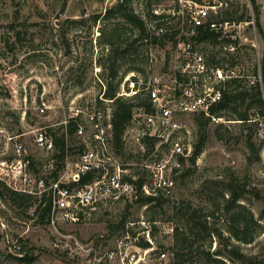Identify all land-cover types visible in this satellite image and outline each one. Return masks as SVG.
I'll use <instances>...</instances> for the list:
<instances>
[{"label": "rangeland", "instance_id": "rangeland-1", "mask_svg": "<svg viewBox=\"0 0 264 264\" xmlns=\"http://www.w3.org/2000/svg\"><path fill=\"white\" fill-rule=\"evenodd\" d=\"M119 1L0 0V158L8 156L6 149H13V142L6 144L8 133L26 132L18 139L39 161L43 155L35 146L33 127L51 123L61 127L71 108L81 104L85 107L86 102L89 109L110 107L111 103L100 99V93L103 84L111 81L112 63L117 70L112 77L116 90H131L132 80L135 89L141 88L155 77L167 86V91L173 86L174 69L168 66V60L174 42L164 36L147 41L146 33L141 35L119 14L102 18L106 8L117 6ZM141 1L132 0L128 6L141 13ZM163 2L149 0L148 7L173 5ZM232 2L243 4L244 0ZM258 3L264 29V0ZM113 27H125V33L139 38L130 53L114 62L109 58L111 46L107 41ZM249 35L253 39L254 33ZM261 41L264 43L259 31ZM219 52L217 45L210 47V58H217ZM256 58L251 46V75L257 72ZM261 63L264 80L263 51ZM250 100L248 97L238 105V110H246ZM42 103L46 111L40 115ZM249 113L251 119L247 121L231 109L218 111L222 118L219 121L201 113L175 115L173 120L181 123L177 132L185 142L194 147L201 137L205 136L206 141L194 160L183 161L170 194L153 192L156 185L151 165L156 156L152 153L159 140L141 139L132 130L123 134L118 146L112 137L110 154L115 163L121 164L123 179L134 180L133 189L99 195L96 208L79 223L58 220L52 224L47 216L42 219L41 211H36L40 197L13 198L6 184L0 182L5 193L0 195V264H172L173 223L179 222L182 208L188 204L203 207L205 212L215 210L216 233L211 251H222L212 259L189 256L193 264H264V116L256 106ZM129 125L131 129L133 124ZM59 127L56 136L62 133ZM71 144L68 156L58 159V169L48 173V179L57 176L65 158L71 162L79 159L82 140L73 135ZM109 170L112 174L118 172L111 165ZM140 177L145 180L141 189L136 184ZM232 192L240 196V209L247 217L250 211L258 222L252 224L255 239L250 243L237 240L226 230L223 208ZM147 194L160 196L159 203L144 202ZM232 245L234 250L230 251Z\"/></svg>", "mask_w": 264, "mask_h": 264}, {"label": "built area", "instance_id": "built-area-1", "mask_svg": "<svg viewBox=\"0 0 264 264\" xmlns=\"http://www.w3.org/2000/svg\"><path fill=\"white\" fill-rule=\"evenodd\" d=\"M166 1L173 2V5L151 6L155 17L148 19L145 16L147 0L140 2L139 10L150 35L172 38L174 42L175 48L168 60V66L174 69L171 75L173 86L167 91V86L155 77L135 89V81L132 80L131 90H118L116 96L129 98L139 91L147 94L152 110L147 111L144 106L134 107L129 123L133 126L130 129L128 125L124 134L134 130L141 139L159 140L152 153L156 156L151 165L156 185L153 192L162 190L170 194L175 186V174L193 152L192 144L185 142L177 132L181 123L173 120L175 115L201 113L219 121L221 116L212 114L211 108L221 101L225 83L232 78L246 86L259 83L264 94L261 72L264 43L259 42L256 15L250 0H246L250 17L243 20L227 19L225 16V12L232 7V0H164L163 4ZM209 32L212 36L204 37ZM249 32L254 33L253 39ZM214 45L220 52L217 58H210L209 49ZM251 46L257 57V72L253 75L249 71ZM103 86L100 99L110 105L112 99L105 96L108 85ZM39 111L40 115L45 113L44 103ZM112 116L111 106L89 109V102H86L85 107L81 104L71 108L69 116L61 122V127L58 126L65 135V156L71 150L73 135L82 140L83 149L77 161L65 158L59 173L51 179L47 175L56 171L59 163L54 132L60 124L32 128L35 146L43 155L39 161L27 151L25 142L18 139L26 132L6 134V144L13 142L14 145L12 152L6 149V158H0V182L22 194L50 197L49 222L52 224L58 220L82 222L88 217L89 210L96 208L99 195H116L133 189L134 182L123 179L121 164L115 163L110 154ZM69 121L76 124L73 135L67 129ZM110 165L118 172L112 174ZM92 173L93 177L84 183L83 178ZM17 247L16 250L23 255Z\"/></svg>", "mask_w": 264, "mask_h": 264}, {"label": "trees", "instance_id": "trees-1", "mask_svg": "<svg viewBox=\"0 0 264 264\" xmlns=\"http://www.w3.org/2000/svg\"><path fill=\"white\" fill-rule=\"evenodd\" d=\"M132 0H120L115 7L106 8L102 18H110L119 14L126 21L131 23L133 26L137 27L140 30V34L144 35L146 33L147 41L151 38L153 41H156L157 36L147 34L146 20L142 13L135 12L132 10V7H129V3ZM147 0V4H148ZM254 13L256 15V24L258 30L264 38V29L260 22V4L258 0H250ZM145 16L146 18L155 17L156 15L151 11V7H145ZM225 16L227 19H236L243 20L249 18V8L247 6V1L244 0L243 4L233 3L226 12ZM95 17H99L98 15ZM124 29L112 28L109 31L107 41L110 44L111 48L109 51V58L114 62L115 59H118L119 56L130 53L134 43L139 38H132L131 35L125 33L127 30ZM212 34L209 32L204 37H211ZM145 38V39H146ZM172 39V38H170ZM115 63L110 64L111 66V81L108 82V87L105 92V96L109 99H112L111 106L113 110L112 124H113V139L115 143L119 146L123 134L130 123V120L133 115L134 107L144 106L147 111H151V105L148 100L147 94L142 96L143 91H139L133 97L125 98L124 96H116L117 85L113 84L112 77L117 75V70L114 68ZM116 66V65H115ZM134 69H138L137 67ZM257 69V67H256ZM135 80H137L134 77ZM136 83V82H135ZM225 89H223V96L221 101L214 105L211 108V113L215 116H220L218 111L231 109L236 112L239 116V119L242 121L250 120L249 109L253 106H256L261 115L264 116V94L259 83L253 84L251 86H246L241 84L238 79L232 78L225 83ZM141 97V98H140ZM251 97L250 102H248L246 110H238V105H241L246 102L247 98ZM240 102L239 104H237ZM259 113V114H260ZM203 115V114H202ZM204 116V115H203ZM206 117V116H205ZM207 119H212L211 117H206ZM76 124L74 121H69L67 124V129L70 134L73 135ZM54 138L56 145L58 146V159H63L66 154L67 144L65 141L64 133H61L60 136H56L54 132ZM206 137H201L200 141L195 144L193 147V152L190 158L194 160L195 155L199 154ZM250 145H253L250 142ZM93 177L92 174H88L83 178V182L89 181ZM130 181L131 178H128ZM3 184V182H2ZM137 187L139 189L145 184L143 178H139L136 181ZM4 185V184H3ZM12 192V197H16L21 200L29 199L33 196L19 193L5 186V189ZM4 191L0 189V195L4 196ZM13 197V198H14ZM239 194L236 192L231 193V198L226 201V204L223 208V213L226 215L228 226L226 230L229 232L230 236L236 238L239 241L250 243L255 239V235L252 232V224L258 222L254 219V215L248 211L249 217L246 213L240 208L243 206L240 203H237L239 200ZM160 196L147 194L144 196L143 201L146 203H159ZM36 211H41V218L45 216L49 218L52 200L50 197L43 196L39 200ZM183 214L180 217L179 222L173 223V242L171 246L172 252V264H193V261L189 256H206L208 259H212L214 255H220L222 251L215 250L211 251L213 241L212 236L216 233L214 228L213 219L215 218V210L211 212H205L203 207H193L192 204H188L182 208ZM221 235V233H219ZM201 238V240H200ZM202 241V242H201ZM146 245H149L148 243ZM234 245L230 248V251L234 250ZM199 254H196V253ZM203 253V254H201ZM22 259L30 260L27 256H20Z\"/></svg>", "mask_w": 264, "mask_h": 264}]
</instances>
